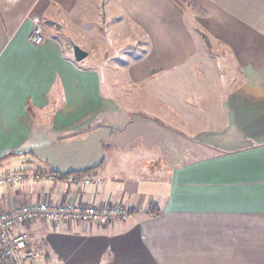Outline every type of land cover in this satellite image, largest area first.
Wrapping results in <instances>:
<instances>
[{"label": "crops", "instance_id": "1", "mask_svg": "<svg viewBox=\"0 0 264 264\" xmlns=\"http://www.w3.org/2000/svg\"><path fill=\"white\" fill-rule=\"evenodd\" d=\"M38 20L54 31L35 46ZM90 24L99 41L146 43L135 113L73 59L66 36ZM87 170L97 185L51 175ZM14 172L5 202L129 211L106 226L27 225L31 264H264V0H0V174Z\"/></svg>", "mask_w": 264, "mask_h": 264}, {"label": "built area", "instance_id": "2", "mask_svg": "<svg viewBox=\"0 0 264 264\" xmlns=\"http://www.w3.org/2000/svg\"><path fill=\"white\" fill-rule=\"evenodd\" d=\"M35 46L41 45L43 34L37 21L29 35ZM21 173L0 174V187L22 180ZM67 186L97 185L96 174L72 175L64 180ZM129 211L121 204L106 203L94 206L84 202L51 201L49 197L41 202H5L0 196V264H31L39 257L34 236L23 233L22 228L41 220L50 224H96L111 225L126 220Z\"/></svg>", "mask_w": 264, "mask_h": 264}, {"label": "rangeland", "instance_id": "3", "mask_svg": "<svg viewBox=\"0 0 264 264\" xmlns=\"http://www.w3.org/2000/svg\"><path fill=\"white\" fill-rule=\"evenodd\" d=\"M91 18L92 17H90V20ZM37 24L40 26L42 30V34H44L46 28L50 30L53 29L52 25L42 24L40 23L39 20L37 21ZM82 27L87 30L88 34L86 35L85 32L82 33L81 31H77L76 34H71L69 36H66V38H69L71 39V41H73V43H70L69 46H71L72 44H75L79 46L81 49H86L89 52V56H86L82 61L85 60L86 64L89 67L97 69L101 72V78H102L101 92L103 96L104 95L106 96L105 101L106 99L107 100L111 99L110 95L112 97L116 96L118 101H120V103L115 104V105L111 104V107H115L121 111H122V108H125V109L128 108L129 110L133 109L135 113L139 109V105H137V98L135 97L136 96L135 93H137L135 90L136 88L135 86L137 82H135L136 80L134 76H132L131 71H132L134 64L137 61H139L140 58L142 57L145 51L144 48L146 47V43L144 42L139 43L138 48L135 49L133 48V44L131 47L130 42L118 41V39L115 40V39H112L111 37H110V40H108L107 35L105 36L103 41L101 40L99 41L97 40L98 33L96 32V26L90 24L89 26L84 25ZM187 27L193 30L192 34H194L196 39L198 40L197 41L198 53L201 54L203 51L207 50L206 48H208L209 44L205 42L203 43V41L199 39L200 35L202 34V32L200 31L201 29L198 26L195 28V26L191 24H187ZM74 29L77 30L76 28H73V30ZM52 31H54V29ZM81 34L82 36H84V38L89 37L90 40L88 42H83L82 40H78V37L79 36L81 37ZM61 37H65V36L61 35ZM210 42L218 50H222V49L224 50V47H225L224 45L223 47L220 43L215 42L213 40ZM82 44L84 45L85 48H82ZM88 45L89 47H87ZM119 45L121 46L120 49H118ZM221 60L222 59H219V61ZM222 65H223V68L226 67L225 64L222 63ZM55 96L56 94H54L53 92V95L51 96V98L54 99ZM129 110L127 111V113L130 114ZM46 113H49V110H46L44 114ZM190 143H192L193 146L198 147V145H194L196 144L195 142H190ZM15 169H18V168H15ZM20 169L22 170V168Z\"/></svg>", "mask_w": 264, "mask_h": 264}, {"label": "water", "instance_id": "4", "mask_svg": "<svg viewBox=\"0 0 264 264\" xmlns=\"http://www.w3.org/2000/svg\"><path fill=\"white\" fill-rule=\"evenodd\" d=\"M71 48L73 59L75 60V62H81L87 56V53L83 51L79 46L72 44Z\"/></svg>", "mask_w": 264, "mask_h": 264}, {"label": "trees", "instance_id": "5", "mask_svg": "<svg viewBox=\"0 0 264 264\" xmlns=\"http://www.w3.org/2000/svg\"><path fill=\"white\" fill-rule=\"evenodd\" d=\"M88 172V170L87 171H84V172H79V173H73V172H71V173H68V174H65V175H62V176H57L56 174H54L53 172H51V175L54 177V178H58V179H64L65 180V178L66 177H68V176H72V175H84V173H87ZM25 176V175H24ZM8 186H11V185H8ZM1 188V187H0Z\"/></svg>", "mask_w": 264, "mask_h": 264}]
</instances>
